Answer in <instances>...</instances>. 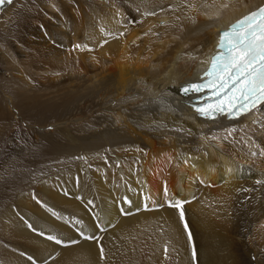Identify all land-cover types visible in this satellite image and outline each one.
Instances as JSON below:
<instances>
[{
  "label": "bare ground",
  "instance_id": "1",
  "mask_svg": "<svg viewBox=\"0 0 264 264\" xmlns=\"http://www.w3.org/2000/svg\"><path fill=\"white\" fill-rule=\"evenodd\" d=\"M77 3L47 34L27 20L31 8L19 13L21 31L35 32L41 47L32 64L48 69L36 73L42 92L20 89L62 108L68 118L56 131L70 142L72 121L82 140L64 150L79 159L75 170L38 179L32 190L23 183L0 209V264H264V243L241 250L244 227L264 242V105L211 120L180 95L209 64L219 31L264 0ZM246 128L257 159L226 140L216 145Z\"/></svg>",
  "mask_w": 264,
  "mask_h": 264
},
{
  "label": "rangeland",
  "instance_id": "2",
  "mask_svg": "<svg viewBox=\"0 0 264 264\" xmlns=\"http://www.w3.org/2000/svg\"><path fill=\"white\" fill-rule=\"evenodd\" d=\"M77 2L78 0H11L10 4L5 8L0 1V87L7 93V96L0 94V209L11 203L13 197L20 193L23 183L27 186L25 189L30 187L32 190L34 188L32 184L36 183V181L38 182L44 177L49 178L55 173L71 172L78 165L79 159L77 157H72L71 159L65 154V151H67L69 144H74L73 146L81 144V134L77 133L76 128L70 125L72 121L69 122L66 127L71 130V134H73L71 138L73 140L70 139V142H68L59 129L56 131L57 128H55L58 123L68 118L64 114V110L62 108L53 110L44 96L36 98L31 93L34 91H30L29 88L20 89L22 86L29 87L31 85L32 89L37 90L36 95L42 92L41 89H44L45 85L36 73L39 70L48 69L45 64L43 67L40 66L39 62L36 64L33 62L34 65L32 64V60L35 58L32 54H34L35 48L38 46L36 44L38 36L35 32H22V28H26L24 27L26 22L22 17H19V13L25 11L26 8H31L30 17L27 20L35 26L38 25L37 28L47 34L49 31H54L53 27L56 30L61 28L60 26L55 27V24L61 23L62 17L59 11L65 10L66 12V8H70L72 4L77 6ZM15 3L16 8L8 14L9 8ZM75 12L79 13L80 11L77 10ZM161 25L164 26L165 23ZM27 30L29 31L28 28ZM28 33L29 36H27ZM50 45L54 46V41ZM61 47H64V45ZM57 49L66 51V48ZM24 55L28 56L24 58ZM66 55V53L62 52V57H59V59H65V57H68ZM10 101L13 102V108L8 106ZM4 108L7 109L6 113ZM4 120L5 122H2ZM6 122L7 124L5 125ZM255 125L257 127V124ZM233 130L232 132L227 131L224 133L226 135L224 139L222 136H218L215 139L216 145L224 149L223 142L226 140V143L233 145L237 150H241L250 161L257 159V155H260L259 151L252 154V151L246 147L245 142L250 141L249 138L253 137V135L249 134L253 130L249 128L241 131L238 129L236 131ZM247 150H249L248 153ZM64 158L70 162L66 167L61 165V161ZM70 164L71 166H69ZM101 225L99 231L101 229L105 230V223L102 222ZM241 231L243 234L241 236L246 241V247L241 248L242 251L247 250L250 252V244L253 242L256 245L264 243L259 235V237H253L251 229L244 227ZM83 234L93 236L91 231L83 232ZM3 240L5 239L0 236V244H5ZM240 245L242 247V244ZM238 250L240 251V248ZM247 258L241 260V264H256L252 258Z\"/></svg>",
  "mask_w": 264,
  "mask_h": 264
}]
</instances>
